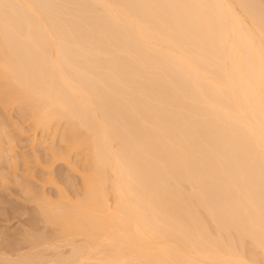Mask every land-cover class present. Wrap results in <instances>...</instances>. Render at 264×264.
Instances as JSON below:
<instances>
[{"label": "bare ground", "instance_id": "obj_1", "mask_svg": "<svg viewBox=\"0 0 264 264\" xmlns=\"http://www.w3.org/2000/svg\"><path fill=\"white\" fill-rule=\"evenodd\" d=\"M0 110L82 162L1 264H264V0H0Z\"/></svg>", "mask_w": 264, "mask_h": 264}, {"label": "rangeland", "instance_id": "obj_2", "mask_svg": "<svg viewBox=\"0 0 264 264\" xmlns=\"http://www.w3.org/2000/svg\"><path fill=\"white\" fill-rule=\"evenodd\" d=\"M1 112L2 111L0 110V120L5 118L4 113ZM9 115L12 123L15 121L14 123L17 122L16 125L19 124V126L22 127L23 123L22 121L19 120L20 113L18 112L17 109L14 108L13 110L9 111ZM3 116L4 118H2ZM26 127H27L26 123L23 124V128L28 129ZM10 128L12 129V131L11 130L9 131L10 135H12V137L15 140L14 144L16 143L15 144L17 150L16 152L20 156L26 154L25 157L28 159V163L26 164L27 165L26 166L22 163L21 160L19 163L17 162L18 163L16 165L17 168L16 167L13 168L14 166L12 167L11 165H9V163L7 165L5 164L6 162L4 160L0 159V176H1L0 177V256H2L5 253L7 254L10 253V255H12L14 252L11 251H15L17 248H18L17 249L18 252L22 251L21 249H23V251L26 252V249L30 245L27 244L28 242H30L29 239H28L29 241L27 240L28 237L27 234L29 236L32 235V238L33 236H35L34 233H36L37 231H41V234H43L42 231H45V234H43L44 236H46V234L48 235V233L51 234L50 232L53 230V228L52 227L49 228L48 231L47 230L48 227L45 225L47 227L46 228L44 224L41 222V219H39L38 216L39 214H37L38 211H36L37 209L35 202L31 200L33 198L31 195L33 194L36 195L37 193H41L44 189L43 192L47 193L50 198L52 197L55 198L56 197L55 194L57 193L56 187L58 188L63 187L64 190L66 188L65 191H67L69 195L74 196L72 194L75 191L77 192L78 190H76V188H79L78 186H80L79 183L80 177L77 171L75 172L74 169H73L74 171L72 170V167L74 168V166H72V163L73 165H76L77 168L80 167L82 164V162L79 161L80 158L76 155H73L70 159V162L71 161L72 162L69 163V165H67L68 163L66 164L65 162L62 161L61 162L54 161L53 165L52 163H50L49 165H51L52 167L50 166L48 168L50 172L46 170L48 172L47 173L46 171H44L45 169L43 170V165L45 167V165H47L51 161V159L46 153L47 151L45 147L46 145H54V148L56 150L59 149L60 146H62V144L59 141L60 137L56 136L49 139L46 135L45 136L38 135L35 140L36 148L34 150H31L29 146L30 138H32L29 137L32 136L31 132H27V134H25V136L27 135L25 138L20 136L19 138L16 131H13L14 127L13 128L10 127ZM3 146H4L3 149H5L7 147V144ZM35 155L38 158V161ZM34 158H36V160ZM46 174H48L49 177H47ZM23 184H25V186L27 184V186H29L28 188H30L31 190H28L27 186L25 187ZM38 188L40 189V192L38 191ZM30 229L37 231L33 232ZM29 250L30 248L27 249V251ZM60 251H62V249H60ZM15 253L17 252L15 251ZM15 253L13 256H15ZM5 256L7 255H4V257Z\"/></svg>", "mask_w": 264, "mask_h": 264}]
</instances>
